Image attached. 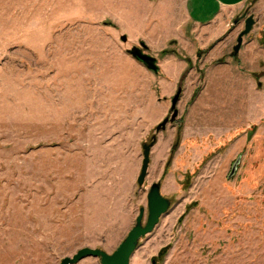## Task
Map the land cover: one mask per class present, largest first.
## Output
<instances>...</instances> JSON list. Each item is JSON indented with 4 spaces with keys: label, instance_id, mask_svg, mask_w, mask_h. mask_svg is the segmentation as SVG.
Returning <instances> with one entry per match:
<instances>
[{
    "label": "rangeland",
    "instance_id": "rangeland-1",
    "mask_svg": "<svg viewBox=\"0 0 264 264\" xmlns=\"http://www.w3.org/2000/svg\"><path fill=\"white\" fill-rule=\"evenodd\" d=\"M154 2L129 21L121 0H0V264L112 254L141 208L146 223L157 182L172 206L130 264L166 247L157 264H264L260 0L245 10L258 13L246 36L257 43L236 55V33H170Z\"/></svg>",
    "mask_w": 264,
    "mask_h": 264
},
{
    "label": "crops",
    "instance_id": "crops-1",
    "mask_svg": "<svg viewBox=\"0 0 264 264\" xmlns=\"http://www.w3.org/2000/svg\"><path fill=\"white\" fill-rule=\"evenodd\" d=\"M150 4L151 0H121V17H127L129 21H133L135 18L140 19L143 17L145 7L150 6ZM249 4L250 0H155L153 6L158 12L154 17L158 19L161 17L166 26L171 28L170 33L178 31L180 35H184L186 25L191 24L199 30L212 29L210 41L214 40L219 33L226 32L228 36L223 40L224 42L235 33L237 36L239 35L244 29L245 21L249 15L254 17L255 23L248 35H256L258 29L261 28V24H257L256 15L259 13L258 16L264 18V0H260L257 14L245 12ZM147 15L145 14L146 17ZM148 16L153 18L152 15ZM195 36L202 41V31L195 32ZM246 36L243 39L242 47L247 43L249 45L257 43V38H255L256 41L252 39L246 41ZM261 50L264 52V46Z\"/></svg>",
    "mask_w": 264,
    "mask_h": 264
},
{
    "label": "water",
    "instance_id": "water-1",
    "mask_svg": "<svg viewBox=\"0 0 264 264\" xmlns=\"http://www.w3.org/2000/svg\"><path fill=\"white\" fill-rule=\"evenodd\" d=\"M254 17L249 15L245 21L244 29L240 32L237 38V43L234 47V52L237 54L241 50L243 39L246 35H248L253 26H254ZM130 53L137 60L146 64V66L152 70H157L156 67V59L152 56L145 55L143 52L134 47ZM258 86L264 87V83H258ZM180 91L174 97L172 102V109L175 110L177 103L179 101ZM169 122V119H165L162 123L157 126V132L164 130ZM155 137L152 142L145 144L143 146V164L141 168V173L138 177V185H144L146 178L148 176L149 165L151 161V150L155 145ZM239 161L233 166V171L231 175L234 173V170ZM171 201L167 197H165L161 192V184L159 182L151 185L150 191L148 193V217L146 223H143L145 216V209L141 208L139 215L136 219L135 226L129 231L127 237L124 241L119 245L117 250L112 254L107 253L102 249L97 248H89L85 247L80 249L73 257H66L62 259L59 264H78L83 259L87 257H95L100 259L101 264H130L132 256L136 252L139 246V242L142 238L152 233L155 227L160 222L163 215H165L171 209ZM152 264H156L155 261H152Z\"/></svg>",
    "mask_w": 264,
    "mask_h": 264
},
{
    "label": "trees",
    "instance_id": "trees-1",
    "mask_svg": "<svg viewBox=\"0 0 264 264\" xmlns=\"http://www.w3.org/2000/svg\"><path fill=\"white\" fill-rule=\"evenodd\" d=\"M234 53H235V52H234ZM235 55H236V53H235ZM180 220H182V218H181ZM168 249H169V247H166V248L162 249V250L160 251L159 255H158L157 257L153 258V261H155L156 264H157V262H158L159 260H162V259L165 257V255H166Z\"/></svg>",
    "mask_w": 264,
    "mask_h": 264
}]
</instances>
